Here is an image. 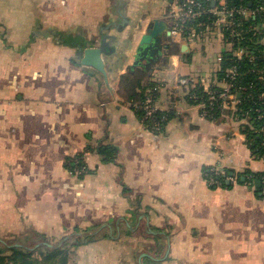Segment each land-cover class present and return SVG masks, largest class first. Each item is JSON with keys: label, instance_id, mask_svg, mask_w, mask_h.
<instances>
[{"label": "crops", "instance_id": "1", "mask_svg": "<svg viewBox=\"0 0 264 264\" xmlns=\"http://www.w3.org/2000/svg\"><path fill=\"white\" fill-rule=\"evenodd\" d=\"M178 1L0 0L1 242L79 230L106 237L72 247V264H264V182L245 180L264 174V159L247 145V119L204 116L174 82L223 86L216 74L232 47L215 15L198 25L203 43L186 39ZM154 18L170 35L137 66L170 113L160 132L141 123L124 80ZM96 45L107 79L77 59L78 46ZM100 144L116 147L113 160ZM80 152L87 172L71 173ZM215 171L227 186L210 180Z\"/></svg>", "mask_w": 264, "mask_h": 264}, {"label": "trees", "instance_id": "2", "mask_svg": "<svg viewBox=\"0 0 264 264\" xmlns=\"http://www.w3.org/2000/svg\"><path fill=\"white\" fill-rule=\"evenodd\" d=\"M228 1L231 5L244 4L250 9L256 8L261 3V0ZM262 22H264V10L260 11L255 17H249L244 21V25L250 28L249 32L245 38L235 40L231 50L222 52L221 67L216 76L219 81L226 80V75L230 74V70L235 69L232 89L236 91L238 103L234 115L247 119V124L242 129L247 145L255 157L264 159V29L261 27ZM255 26H258V28L255 29ZM237 49H244L245 52L238 56L234 51ZM147 73L146 68L135 66L124 76V80L128 81L127 87L133 92L129 98L131 104L144 100L147 95L146 90L152 88L150 86H140L142 77ZM211 87L215 90L221 89V86L216 84ZM197 90L204 98L205 92L201 88ZM133 109L137 116L141 118V111L134 105ZM158 114L166 116V120L162 122L164 126L170 113L158 111ZM219 115H221L220 110H215L211 119L217 118ZM95 149L102 156V159L109 161L114 159L116 152L114 145L100 144ZM69 164L71 163L68 162V167ZM247 173L245 180L249 184H254L255 180L264 182L263 173ZM226 175L224 173L219 177L215 176V178L227 186L225 183ZM236 178L239 179L240 174L237 173ZM31 234L32 238H35L32 246H28L24 239L18 242L12 241V239L0 241V264H67L72 247L92 242L100 237H106V233L89 234L87 232L80 233L79 230H76L52 242L53 238L47 237L44 233L32 232ZM16 243H20V245H15ZM36 244L38 245L36 246Z\"/></svg>", "mask_w": 264, "mask_h": 264}, {"label": "built area", "instance_id": "3", "mask_svg": "<svg viewBox=\"0 0 264 264\" xmlns=\"http://www.w3.org/2000/svg\"><path fill=\"white\" fill-rule=\"evenodd\" d=\"M212 3L215 4L213 8L211 7ZM263 3L264 0H261L259 6L250 9L244 4L231 5L228 0H179L173 12V18L176 22V28L182 31L184 37L193 40L197 36L201 19L205 17L208 20L211 15H215L213 22L220 21L222 23V31L226 42L233 48L235 40L238 41L245 38L250 30L244 25V21L249 17H255L260 11L264 10ZM205 26H208V24ZM234 51L238 56L245 52L244 49ZM234 74L235 69L232 68L230 74L226 75L227 79L222 81L224 85L221 86L220 90L212 89V85L205 86L204 79L201 77L196 79L194 77L181 76L176 78V83L185 87L189 100L200 106L201 113L204 116L213 117L215 110H220L221 115L225 112H230L231 115H234L238 103L236 91L232 89ZM200 88L205 92L204 98L197 90ZM146 92V98L136 104H131L132 108L134 105L141 111L142 115L139 119L149 131L160 132L163 127L162 122L166 120V116L158 114L160 110L155 100H153L156 88H149ZM68 162L71 163L69 164L71 173L83 174L87 172V167L84 164V152L72 156ZM212 173H208L209 175L211 174L210 180L212 182H216L215 176L219 177L222 175L219 171Z\"/></svg>", "mask_w": 264, "mask_h": 264}, {"label": "water", "instance_id": "4", "mask_svg": "<svg viewBox=\"0 0 264 264\" xmlns=\"http://www.w3.org/2000/svg\"><path fill=\"white\" fill-rule=\"evenodd\" d=\"M169 35V26L163 18L152 19L138 41L134 60L130 67L141 65L143 60L150 62L156 60L162 49H164L162 40L166 39ZM105 51L106 50L102 45L88 47L78 46L77 59L81 64L94 68L100 72L105 79H107L105 62L102 57V54H104Z\"/></svg>", "mask_w": 264, "mask_h": 264}, {"label": "rangeland", "instance_id": "5", "mask_svg": "<svg viewBox=\"0 0 264 264\" xmlns=\"http://www.w3.org/2000/svg\"><path fill=\"white\" fill-rule=\"evenodd\" d=\"M195 38H196V40L199 43H203L204 42V40L201 42L202 38H200L199 34H197V36ZM158 75H161V73H158ZM144 82H145V80H144ZM174 82L176 83V79L174 80ZM145 86H147V85L145 84ZM156 96H157V92H155V94L153 95V100H155V102H156ZM187 98L189 100V97L188 96H187ZM28 236H30V237H28ZM27 237H28V239H27ZM58 238L59 237H56L55 239H53L52 242L57 241ZM5 239H8V240L9 239H12V241L15 240L16 242L20 241L21 239H24L26 242L25 241H23V242H25L28 246L29 245L32 246V244L34 243V240H35V238H32V234L31 233L18 234V235H14V236H10V237L7 236ZM72 258L73 257L71 255V257L69 259V264H72L73 263Z\"/></svg>", "mask_w": 264, "mask_h": 264}]
</instances>
